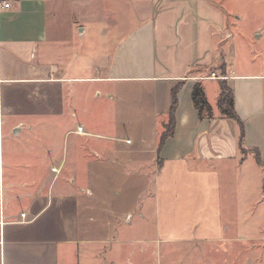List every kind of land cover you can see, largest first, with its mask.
Segmentation results:
<instances>
[{"label":"crops","instance_id":"0c3cea01","mask_svg":"<svg viewBox=\"0 0 264 264\" xmlns=\"http://www.w3.org/2000/svg\"><path fill=\"white\" fill-rule=\"evenodd\" d=\"M216 1L0 0L9 4L0 6V264H78V248L85 242L76 227L81 195L95 200L103 179L100 170L69 168L62 161L51 172L26 166L24 173L31 177L17 188V179L8 176L13 168L4 166L3 111L4 105L35 110L52 102L62 116L61 110L87 102L89 96L83 94L89 90L95 105H106L112 122L117 116L140 114L133 140L93 131L84 118L75 122L72 132L96 145L123 141V158L131 163L133 156L140 157L153 166L155 214L157 221L163 215V227L171 229L161 238L174 243L223 239L221 185H239L241 197L244 183L249 189L264 187V66L249 64L237 72L229 64L227 56L233 51L227 12ZM86 6L100 15L97 28L106 44L84 74L73 38L76 29L85 33L78 16ZM211 73L221 78L211 79ZM220 80L232 90L234 112L244 129L241 141L237 123L218 114ZM197 83L212 108L211 119H199L193 106ZM174 90L173 133L157 151ZM17 126L12 124L10 130ZM99 147V153L108 154L107 144ZM64 171L73 176L59 189L53 211L57 214L51 215V187ZM34 174L47 175L39 183ZM69 184L78 185L81 195L70 192ZM200 220L206 231L194 237L189 222ZM160 228L158 222L157 237Z\"/></svg>","mask_w":264,"mask_h":264},{"label":"rangeland","instance_id":"374dc122","mask_svg":"<svg viewBox=\"0 0 264 264\" xmlns=\"http://www.w3.org/2000/svg\"><path fill=\"white\" fill-rule=\"evenodd\" d=\"M216 2L227 12V38L233 51L227 56L229 64L237 72L249 64L259 68L264 66V0ZM85 9L78 16L85 33L81 35L76 29L73 38V47L77 50L78 63H82L83 72L89 64L99 60L106 44V37L101 36L97 28L100 15L96 13V8L86 6ZM91 91L83 94L89 96L87 102L61 110L62 116L52 102L48 103L50 106H37L35 110H28L26 105H4L3 111L4 166L13 168L8 176L17 179V188L31 177L24 173L26 166L36 170L49 169L51 172V168L62 161V166L64 164L69 168L92 166L100 170L103 179L98 183L100 192L94 191L93 202L83 200L85 196L77 191L78 185L66 186L70 192L82 197L76 227L81 234L79 240L85 242L78 248V264H264V187L249 189L244 183L241 197L239 185L236 188H230L225 183L221 185L222 240L197 241L199 238H195L196 241L183 243L166 241L161 237L171 229L163 227L166 222L163 215L157 221L155 185L151 173L153 166H149L146 159L134 156L133 162L129 163L127 158H123L126 150L123 141L98 142L107 144L106 155L99 153L100 144L98 146L94 140L78 137L72 132L75 122L84 118L93 131L117 139H134L140 114L130 119L117 116L112 122L111 118H107L106 105H95ZM72 113L76 116L72 117ZM14 123L20 124L16 131L10 130ZM82 141L88 143L81 145ZM96 152L99 154L96 155ZM252 164L255 166L253 159ZM259 174H263L262 169H259ZM46 175L33 176L40 183V178L45 179ZM72 176L64 171L53 183L51 194L54 204L49 214H57L56 211L53 213L56 196L63 182L67 184ZM90 187L95 189L97 186L89 184ZM177 215L179 213H175ZM158 222L161 228L157 237ZM186 224L182 222L181 226ZM189 225H193L194 237L206 228L203 220L189 222ZM92 241L98 243L91 244ZM103 241L106 243L102 244Z\"/></svg>","mask_w":264,"mask_h":264},{"label":"trees","instance_id":"16d2710c","mask_svg":"<svg viewBox=\"0 0 264 264\" xmlns=\"http://www.w3.org/2000/svg\"><path fill=\"white\" fill-rule=\"evenodd\" d=\"M218 89H219V95H218L217 104H216L218 114L221 118L231 119L237 123L238 128H239V139L241 141L244 136V133H243L244 129H243L242 123L239 121L237 115L234 112L232 90L228 87L226 82L223 80H220L218 82ZM176 92L177 90H174L172 92L173 103H172V106L168 114V123L164 127V131L161 133L159 137L157 151H159L162 148L165 140L168 137H170L173 133L174 114L176 110V99H175ZM191 100H192L195 110L198 113L199 119H204V118L211 119L212 118L213 116L212 108L207 102L203 88L201 87L199 83L195 84V86L193 87L192 94H191ZM255 159L261 165L258 155L255 156Z\"/></svg>","mask_w":264,"mask_h":264},{"label":"built area","instance_id":"2783aa9c","mask_svg":"<svg viewBox=\"0 0 264 264\" xmlns=\"http://www.w3.org/2000/svg\"><path fill=\"white\" fill-rule=\"evenodd\" d=\"M0 6L4 7V8H8L9 7V4L8 3H4V4H0ZM211 79H220L221 77L219 76H215L214 73H211L210 77ZM77 133H81L82 132V129L80 127L77 128ZM53 172H56L55 169H52ZM24 217V215H22Z\"/></svg>","mask_w":264,"mask_h":264}]
</instances>
